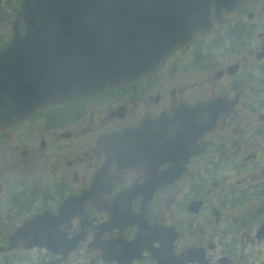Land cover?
I'll return each mask as SVG.
<instances>
[{
  "label": "flooded vegetation",
  "instance_id": "flooded-vegetation-1",
  "mask_svg": "<svg viewBox=\"0 0 264 264\" xmlns=\"http://www.w3.org/2000/svg\"><path fill=\"white\" fill-rule=\"evenodd\" d=\"M208 15L147 74L0 121V264H264V0ZM40 213H71L50 247L11 240Z\"/></svg>",
  "mask_w": 264,
  "mask_h": 264
},
{
  "label": "water",
  "instance_id": "water-1",
  "mask_svg": "<svg viewBox=\"0 0 264 264\" xmlns=\"http://www.w3.org/2000/svg\"><path fill=\"white\" fill-rule=\"evenodd\" d=\"M229 2L235 0H21L22 32L13 28L0 50V121L147 74L174 47L209 30L211 3L219 9ZM70 214L54 215L49 232L41 220L52 216L34 215L11 240L50 247Z\"/></svg>",
  "mask_w": 264,
  "mask_h": 264
},
{
  "label": "rangeland",
  "instance_id": "rangeland-1",
  "mask_svg": "<svg viewBox=\"0 0 264 264\" xmlns=\"http://www.w3.org/2000/svg\"><path fill=\"white\" fill-rule=\"evenodd\" d=\"M165 90H166V92H168V89H165ZM247 112L248 113H251V114L253 113L252 110H249V109H247ZM5 145L8 146L9 144L5 143ZM249 171L250 170L247 169L246 172H245V174L243 176H232L231 175V170H228L227 172H228V175L232 178V180L238 179V178L240 179L241 178L242 179V181H241L242 183L244 181H246L245 183H249V181H248L249 179L246 178V176H247L246 174ZM251 171H252V173L257 174L256 175V178L253 181H251L252 183H257V187L255 189H252L251 191H253V190H260V187L258 186V183H259V181L264 180V177H262V175H259L262 172V169L258 168V169H253ZM263 193H264V191L262 192V194ZM247 195H248V197L246 199V203H248V201L249 202H252L253 205H255L256 207H260L259 201H261L262 204H264V194L260 197V191L259 192L253 191V192L248 193ZM262 214L264 215V213H262Z\"/></svg>",
  "mask_w": 264,
  "mask_h": 264
}]
</instances>
